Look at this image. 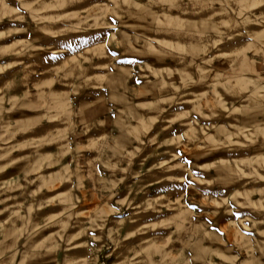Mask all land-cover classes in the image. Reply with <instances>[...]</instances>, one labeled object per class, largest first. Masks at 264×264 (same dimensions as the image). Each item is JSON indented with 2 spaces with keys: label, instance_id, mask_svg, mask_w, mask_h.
<instances>
[{
  "label": "rangeland",
  "instance_id": "rangeland-1",
  "mask_svg": "<svg viewBox=\"0 0 264 264\" xmlns=\"http://www.w3.org/2000/svg\"><path fill=\"white\" fill-rule=\"evenodd\" d=\"M46 261L264 264V0H0V264Z\"/></svg>",
  "mask_w": 264,
  "mask_h": 264
},
{
  "label": "bare ground",
  "instance_id": "bare-ground-1",
  "mask_svg": "<svg viewBox=\"0 0 264 264\" xmlns=\"http://www.w3.org/2000/svg\"><path fill=\"white\" fill-rule=\"evenodd\" d=\"M33 245L35 246L36 244H32V246H33ZM25 246H26V245H25ZM30 246H31V245H30ZM32 246H31V247H32ZM29 248H30V247H29ZM47 262H48V261H46V264H47ZM48 264H49V263H48ZM52 264H56V263L53 262ZM62 264H63V263H62Z\"/></svg>",
  "mask_w": 264,
  "mask_h": 264
}]
</instances>
